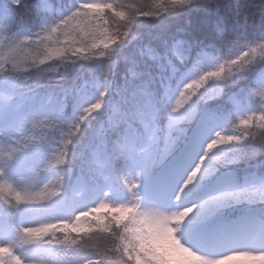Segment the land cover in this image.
<instances>
[{"label":"snow or ice","instance_id":"snow-or-ice-1","mask_svg":"<svg viewBox=\"0 0 264 264\" xmlns=\"http://www.w3.org/2000/svg\"><path fill=\"white\" fill-rule=\"evenodd\" d=\"M0 264H264V0H0Z\"/></svg>","mask_w":264,"mask_h":264}]
</instances>
